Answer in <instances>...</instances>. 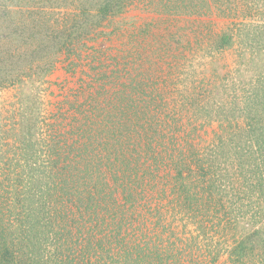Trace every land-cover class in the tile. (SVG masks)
Listing matches in <instances>:
<instances>
[{
	"label": "rangeland",
	"instance_id": "374dc122",
	"mask_svg": "<svg viewBox=\"0 0 264 264\" xmlns=\"http://www.w3.org/2000/svg\"><path fill=\"white\" fill-rule=\"evenodd\" d=\"M261 144L264 0H0V264H264Z\"/></svg>",
	"mask_w": 264,
	"mask_h": 264
},
{
	"label": "trees",
	"instance_id": "16d2710c",
	"mask_svg": "<svg viewBox=\"0 0 264 264\" xmlns=\"http://www.w3.org/2000/svg\"><path fill=\"white\" fill-rule=\"evenodd\" d=\"M260 147L262 149H264V146H262V144L260 145ZM251 153H253V151ZM195 155L196 154L194 153L192 155V157H194ZM185 157L186 156L183 155V158H185ZM190 159H192V158H190ZM250 160H252L254 162L253 163H250L248 165L249 166H252V167H257L259 164L264 163V156H259L257 154L256 156L252 157ZM208 174H209L208 171H205L203 168L201 169L200 176H204V175H208ZM259 174H261L262 176H264V174H263L262 171ZM182 178H184V177H182ZM87 213H89V212H87ZM105 213L106 214L108 213L107 216H110V217H112L113 215H115V216L118 215V214H116L115 212H113L111 210H108ZM118 216H120V215H118ZM83 219H85L86 221L92 220L95 223L99 220L98 219V216H96V215L93 216V217H90V218L83 215ZM120 219H121L120 217L117 218V220H115V222H118V220H120ZM91 233L92 232L89 233L90 234L89 237L92 236ZM82 234L85 235V234H88V232H85V230H84ZM122 234H124V233H122ZM85 249L87 251V248H85ZM124 249H127V247H125ZM86 251H84L80 247L79 248L76 247L74 249L69 250V252L66 253V255H64L63 257H60V258H56V257H50L49 258L48 257V258H46V260L44 262L43 261H39V263H41V264H118L119 263L118 262L119 260H117V259L116 260L115 259L106 260L105 257L102 258V256H101L100 253H102L103 251L101 252V250H98V253L99 254H97V256H95L94 258L92 257V255H94V252H90V253L88 252V253H86ZM243 259L246 260L247 258L244 256ZM48 260H49V262H47ZM237 261H238V264H240V261L239 260H237ZM29 264H33V263L29 262ZM241 264H244V263H241Z\"/></svg>",
	"mask_w": 264,
	"mask_h": 264
}]
</instances>
